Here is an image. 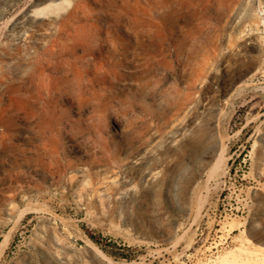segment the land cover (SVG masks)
Wrapping results in <instances>:
<instances>
[{
    "label": "rangeland",
    "instance_id": "rangeland-1",
    "mask_svg": "<svg viewBox=\"0 0 264 264\" xmlns=\"http://www.w3.org/2000/svg\"><path fill=\"white\" fill-rule=\"evenodd\" d=\"M261 1L211 2L206 21L210 30L220 29L218 51L200 77L186 59L169 55L170 35L164 46L151 48L150 63L129 56L117 84L102 92L104 115L93 120L110 137L113 165L93 166L88 177L77 173L79 182L69 187L39 177L26 163L35 155L28 143L24 155H16L23 179L11 196L2 180L10 160H0V264H264V33L253 25ZM109 5L0 0V94L7 78L19 76L4 61L40 48L77 8L84 22L115 24ZM140 5L130 0V15L141 16ZM127 16L122 24H129ZM165 56L174 64L163 65ZM103 61L99 66H110L108 57ZM93 68L89 77L98 75ZM115 120L122 121V135ZM19 134L25 142L30 128L21 123ZM68 154L90 163L84 154Z\"/></svg>",
    "mask_w": 264,
    "mask_h": 264
},
{
    "label": "bare ground",
    "instance_id": "bare-ground-1",
    "mask_svg": "<svg viewBox=\"0 0 264 264\" xmlns=\"http://www.w3.org/2000/svg\"><path fill=\"white\" fill-rule=\"evenodd\" d=\"M107 1L117 17L115 24L103 27L84 22L77 8V14L71 11L59 18L51 36L43 40L40 48L22 60L4 61L7 66H16L19 75L16 79L7 78L0 94V160H10V168L5 170L2 179L6 186L4 194L14 196L18 192L23 179V163L17 160L16 155H24L28 143L34 146L35 155L26 160V163L34 166L39 177L44 180L56 179L69 187L79 182L77 173L88 177L91 176L93 166L107 168L113 165L115 153L110 148V137L101 135L100 128L103 127L96 125L98 120L96 124L93 120L96 116L104 115L107 105L103 99V91L117 84L115 79L122 74V69L129 67L130 55L138 58L136 63L142 66L148 64L153 56L151 48L166 43L164 41L170 35L174 42L171 41L173 50H170L169 55L176 61L186 59L190 73L196 77L207 72L210 60L217 55L220 29L216 32L210 30V23L208 25L206 21V11L210 9L213 0H144L142 4L141 0H136L141 4V16L130 15L127 10L130 0ZM214 1L220 7L226 6L221 0ZM260 4L262 7L254 16L253 25L264 33V2L261 1ZM158 9L162 11V16L160 21H155L158 18L155 17L154 20L152 13ZM127 15L130 18L129 24H122V17ZM74 19L77 20V25ZM199 37L203 38L201 43L198 47L191 48L193 39ZM104 56L108 57L110 66L107 68L99 66L106 62H102ZM87 57L92 60L85 61ZM193 59L194 65L189 67V62ZM161 62L169 66L173 59L165 56ZM93 67L97 68L98 75L89 77L86 73ZM66 103L70 104L69 109L63 108ZM102 122L99 124L102 125ZM121 122H116V129L122 135L125 129ZM21 123L30 128V135L25 138V142L17 138ZM84 123L88 125L84 126ZM159 131L162 132V129ZM64 140L69 141V149L65 145L63 147ZM68 151L84 154L89 157L90 163L75 162L69 158ZM121 167L122 165L119 166L120 169Z\"/></svg>",
    "mask_w": 264,
    "mask_h": 264
}]
</instances>
